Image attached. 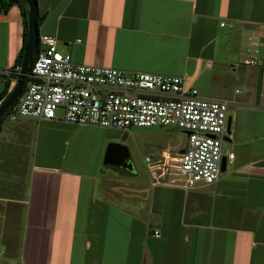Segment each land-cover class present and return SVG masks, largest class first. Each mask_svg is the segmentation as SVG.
I'll return each mask as SVG.
<instances>
[{
  "label": "crops",
  "instance_id": "1",
  "mask_svg": "<svg viewBox=\"0 0 264 264\" xmlns=\"http://www.w3.org/2000/svg\"><path fill=\"white\" fill-rule=\"evenodd\" d=\"M37 5L39 34L55 37L76 63L178 75L193 85L202 76L208 90L191 86L201 97L229 101L223 150L234 156L212 184L185 190L165 176L153 185L146 168L151 190L131 192L115 185H129L124 176L133 170L101 162L109 137L86 140L61 119L6 118L0 264H264V0ZM22 44L13 5L0 13V74L16 72ZM253 55L257 63L245 64ZM4 83L0 77V91ZM82 149L96 154L87 170Z\"/></svg>",
  "mask_w": 264,
  "mask_h": 264
},
{
  "label": "built area",
  "instance_id": "2",
  "mask_svg": "<svg viewBox=\"0 0 264 264\" xmlns=\"http://www.w3.org/2000/svg\"><path fill=\"white\" fill-rule=\"evenodd\" d=\"M37 48L9 119H61L123 133L135 127L182 131L186 140L176 158L177 177L172 181L185 190L214 183L221 173L222 158L233 159V153L223 150L228 123L226 99L201 97L183 76L127 73L110 66L76 63L58 49L57 39L47 34H39ZM244 63L256 64V57L250 56ZM3 73L12 85L18 72ZM58 109L60 116L55 114ZM169 158L167 152L157 159L144 158L153 185L170 174L166 169ZM159 235L153 231L152 236Z\"/></svg>",
  "mask_w": 264,
  "mask_h": 264
},
{
  "label": "rangeland",
  "instance_id": "3",
  "mask_svg": "<svg viewBox=\"0 0 264 264\" xmlns=\"http://www.w3.org/2000/svg\"><path fill=\"white\" fill-rule=\"evenodd\" d=\"M187 78V77H186ZM186 82L189 86H196L200 92L208 90L206 83L202 81V76L198 77L197 81L192 84L191 81ZM56 116L61 115V110L56 111ZM7 118H9L7 116ZM78 131H80L84 139L90 141H96L105 139L109 137L105 148L110 142H119L123 134L120 130H113L112 128H104L97 125L91 124H73ZM109 133V134H108ZM128 134V137L124 141L125 146L128 148L130 153V158L133 163V171L131 176H124V179L129 180V185L117 184L123 188L125 191H147L151 190L148 181V175L146 171V166L144 163V158L146 156H152V158L160 157L161 152L164 150L168 152L170 158L168 164H166V169L170 173L168 176L172 179H176V167L177 159L179 154L184 148L186 136L182 131L177 129H172L169 127H135ZM92 149H82L81 154L87 160L85 164L82 163L84 170L92 167L95 162L96 154ZM103 161V157L101 162ZM79 165L76 164V167ZM102 172L107 175H116L112 172L110 168L102 166ZM114 183L113 181L110 182ZM174 183H178L175 181ZM139 188H141L139 190Z\"/></svg>",
  "mask_w": 264,
  "mask_h": 264
},
{
  "label": "water",
  "instance_id": "4",
  "mask_svg": "<svg viewBox=\"0 0 264 264\" xmlns=\"http://www.w3.org/2000/svg\"><path fill=\"white\" fill-rule=\"evenodd\" d=\"M28 5L27 26L28 37L24 46L22 62L15 78L14 83L8 89L6 96L0 102V118L6 110L13 105L24 86L26 75L28 74L29 66L33 60V53L37 47L39 29L37 23L38 5L37 0H25ZM230 130V119L228 118L227 133ZM127 133H123L119 142H110L107 144L103 156V163L113 167H121L128 171L133 170V163L130 158L128 148L125 146ZM225 157L222 158L221 171L225 170Z\"/></svg>",
  "mask_w": 264,
  "mask_h": 264
},
{
  "label": "trees",
  "instance_id": "5",
  "mask_svg": "<svg viewBox=\"0 0 264 264\" xmlns=\"http://www.w3.org/2000/svg\"><path fill=\"white\" fill-rule=\"evenodd\" d=\"M13 5L18 6L22 19H23V44L22 47L20 49V52L18 53L16 59H15V63H14V67L13 69H15V71H19L21 62H22V57H23V51H24V46L26 44L27 41V37H28V26H27V13H28V5L26 3L25 0H0V13H5L9 10V8ZM43 16L38 14L37 17V23L38 25L40 24V22L42 21ZM38 52V48L36 47V49L34 50L33 53V58L36 56ZM31 69V64L29 66V70L28 72H30ZM0 77H4L5 78V83L4 86L2 88V90L0 91V102L2 101V99L6 96L8 89L10 87L11 81L9 78H6V76L4 74H0ZM28 79V76H26L25 81ZM18 99L15 100V102L13 103V105H11L6 112L4 113V115L0 118V125L2 124V122L7 118L8 114L10 113L12 107L14 106V104H16Z\"/></svg>",
  "mask_w": 264,
  "mask_h": 264
},
{
  "label": "flooded vegetation",
  "instance_id": "6",
  "mask_svg": "<svg viewBox=\"0 0 264 264\" xmlns=\"http://www.w3.org/2000/svg\"><path fill=\"white\" fill-rule=\"evenodd\" d=\"M117 169L122 170V171H126V169L121 168V167H117Z\"/></svg>",
  "mask_w": 264,
  "mask_h": 264
}]
</instances>
